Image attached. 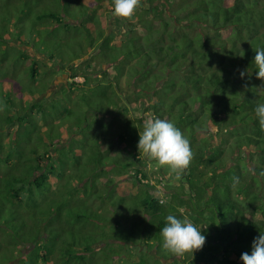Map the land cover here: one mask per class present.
Listing matches in <instances>:
<instances>
[{
	"label": "trees",
	"instance_id": "1",
	"mask_svg": "<svg viewBox=\"0 0 264 264\" xmlns=\"http://www.w3.org/2000/svg\"><path fill=\"white\" fill-rule=\"evenodd\" d=\"M47 1L34 10L35 21L49 23L48 34L58 25L74 34L78 46L85 37L97 45L89 42L90 56L84 52L88 57L83 64L74 62L79 56H73L65 60L67 65L56 67L70 74L64 88L66 104L57 124L41 121L37 127L33 118L46 108L37 106L36 100L57 101L38 97L59 72L51 67L53 54L45 56L34 46L43 29L36 23L11 44L19 51L12 60L20 74L0 79V102L10 105L1 119L5 127L0 124V264H86L88 241L98 250L97 243L107 238L140 253V243L130 240L136 232L133 226L124 230L116 221L111 228L118 232L113 231L110 239L102 232L108 221L97 219L101 206L94 211L78 201L87 188L100 200L124 195L127 179L136 186V194L124 197L135 194L137 200L131 201L136 216H126V221L137 217L143 226L152 222L157 234L169 214L197 227L207 225L201 228L206 238L199 250L179 257L164 255L166 264H242L241 254L250 253L253 239L264 233V131L254 113L256 104L264 103V84L254 64L255 50L264 47V0H139L131 18L113 17V0ZM77 4L86 7L82 21L75 19V9L71 11ZM26 14L20 11L19 16ZM103 16L112 23L111 31L102 27ZM11 27L9 22L4 29ZM42 74L50 80L45 91L28 90ZM79 75L81 83L74 81ZM73 99L78 108L71 107ZM23 110L25 116H20ZM76 111L83 116L67 123ZM111 114L122 118L121 128L120 119ZM154 116L172 121L192 151L169 204L146 184L144 170L152 161L137 150L138 133ZM23 124L31 129L20 132ZM115 124L119 136L112 131ZM30 131L38 136L32 139ZM20 134L25 146L20 145ZM213 141L217 145L211 148ZM65 175L72 180L69 186L60 180ZM181 186L187 197L179 191ZM116 205L127 204L122 199ZM82 209L83 215L76 214ZM88 210L96 221L87 224L100 234L87 233L84 242L80 218ZM18 226L22 235L15 232ZM137 231L142 238L147 232L143 227Z\"/></svg>",
	"mask_w": 264,
	"mask_h": 264
},
{
	"label": "rangeland",
	"instance_id": "2",
	"mask_svg": "<svg viewBox=\"0 0 264 264\" xmlns=\"http://www.w3.org/2000/svg\"><path fill=\"white\" fill-rule=\"evenodd\" d=\"M9 0H0V55L4 57V64L0 63V79H2V77H7L8 79H13L15 75H17V77L19 76V72L16 70L15 66V60L13 61L12 58H16L17 54L19 53V51L16 49V47H13L11 44H13L17 38L20 36L21 33H28V31L30 32L32 30V25L34 23H36L35 25L38 28H43L40 32V34L36 37L35 40V45L36 46V50H39V47H41L42 51L44 52L45 56L49 55V54H53V65L51 67L54 68V72H59V75L56 77H54L53 81L50 83L49 85V89L45 91L46 87L48 86L50 80L48 79L47 75H43L42 74V79L38 82V78H37V83L36 84H32L30 82V86L28 90H35L38 94H42L44 91L45 93L41 96L38 97V99L43 98L47 101L50 100H57L55 103L52 104H48L47 102H44L43 100H36V105L37 106H43L44 108H46V110H41L40 113V117H38L36 115L37 118H33L34 121H36V126L39 127L38 123H40L41 121H46L48 123H52V124H57L58 119H59V114L60 112L63 111L64 109V105L66 104V92L64 90V88H66L68 82H70V74L68 72L65 71V69L63 71L59 70L58 68L56 69V67H59V65H67L68 63L65 62L66 59H69L70 57L76 56L79 58H77L75 61H77V64L79 62H82L85 58H87L88 56L84 55V52L86 53V50L89 48V42L93 43L94 45H97V41L91 39V41L89 39H86L84 32H82L83 37H85L84 40H82L81 42V47L78 46L76 44V42L78 40H76V38H74V34L70 31H66L63 28H61L62 26H58V25H54V29L53 31L48 34V31L46 32V29H48L49 23H44V22H40L38 23L37 21H35V10L34 8H36L38 5L42 6L41 4H43V0H29L27 2V0H22V1H10ZM45 2L49 3V1L44 0ZM83 1V0H82ZM86 0H84L83 2H85ZM230 0H228L229 3ZM24 3H27V5L31 8L30 10L24 5ZM227 3V4H228ZM4 6V9L1 8V6ZM11 6V7H10ZM51 5L48 4V7H50ZM76 10L77 14L74 15L76 20L82 21L86 15V7H82L79 6V4H77V6L73 5V10ZM20 11L28 13V15L26 17H20ZM85 16V17H84ZM3 20H10L9 22H11V28H9L8 30L4 29V26L9 23V22H5ZM111 20V19H110ZM102 21V27L105 28V30L107 31H111L112 29V23L109 22V19L106 16H103L101 18ZM16 26H14V25ZM34 25V26H35ZM22 26H25L24 28ZM27 26V27H26ZM119 27V26H116ZM115 27V28H116ZM115 28H113V30L115 31ZM126 28V27H125ZM117 29V28H116ZM84 31V30H83ZM46 36H47V40H48V45L47 47L44 45V41H46ZM121 37V36H120ZM88 40V41H87ZM119 42V41H118ZM34 46H32V49L34 48ZM43 46V48H42ZM95 48V47H94ZM35 50V49H34ZM35 50V51H36ZM40 53V51H39ZM66 53H70L72 56L67 55ZM42 54V53H40ZM44 54H42L44 56ZM90 56V53H86ZM0 56V59H2L3 57ZM41 58L40 55H38L36 57ZM72 62V63H74ZM44 63V62H43ZM84 62H82L83 64ZM94 63H91V66ZM94 68L96 69L97 66ZM56 69V71H55ZM16 70V71H15ZM15 71V74H14ZM49 73V72H48ZM25 75V74H24ZM22 77V76H21ZM23 81L27 82V79H24L23 77ZM74 81L76 82H83V79L81 77V75L77 76ZM105 82V81H104ZM90 86H92L91 90H95L96 86L95 85H91L90 82H88ZM121 86L122 88H124V83L121 82ZM1 89V87H0ZM27 89V87H26ZM62 90V91H61ZM122 90V89H121ZM86 93H89L88 90H83ZM96 91V90H95ZM77 94V92H76ZM75 95V94H74ZM73 95V97H74ZM77 99H73V101L71 102L72 105L71 107H76L78 108L77 105H75L77 103ZM30 103H26V107H29ZM81 105L86 109V103L81 102ZM62 106L61 109L56 110L57 107ZM10 109V105L6 104L5 101L0 102V124H3L5 127V123L1 120L4 119L5 116L8 114V111ZM25 110H29L28 108H26ZM25 110H23L20 113V116H22V114L25 116ZM43 111V112H42ZM112 112H119V109L114 110ZM84 112L78 113L77 111L75 112V115L73 116L72 119L71 116H69L67 118V123H71L70 120H74L75 118H77L79 116V114L81 115V117L83 116ZM39 115V114H38ZM44 115V116H43ZM67 115V114H66ZM30 116V113L28 112V117ZM68 116V115H67ZM114 117L116 119H120V123H116L120 126L121 122H122V118L121 117H117L115 115H110V118ZM115 119V120H116ZM27 120V118H26ZM101 120L103 122H105L106 124L110 125V120L107 119L106 117H101ZM26 122V121H25ZM24 122V123H25ZM38 122V123H37ZM41 122V123H42ZM73 123V122H72ZM116 124L113 126L115 128L112 129V131L115 133V136H119V130L121 128H119V126ZM3 127V128H4ZM31 126L27 125V124H23L21 126L20 132L21 131H29V129ZM13 128V127H12ZM6 129H8V127H6ZM32 132V131H30ZM31 134V138L34 139L35 137H37L38 135H35V133H30ZM44 133H42L40 136H43ZM37 139V138H36ZM20 145L21 146H25V138L20 134ZM217 141H213L211 148H213V146L216 144ZM75 145V144H73ZM217 145V144H216ZM215 145V146H216ZM117 147L115 148V151H117ZM13 152V156L16 154V151L12 150ZM121 155V154H119ZM120 169L122 168V166H118ZM68 172L70 170L67 169ZM67 172V173H68ZM144 173L147 176V180H146V184H148V186L153 187V195L160 198L161 200L165 201L166 203H171V195H172V191L175 189L176 185L178 184V179L175 173H172L169 171V169L167 167H161L158 166L156 164L155 161H152L150 164H147ZM61 182L63 184H66L67 186H69V184L71 183L72 180H70L68 175H65L63 178L60 179ZM59 182V180H58ZM72 184V183H71ZM126 187H123V191L125 192V194H127L128 192L131 193H135V187L131 186V179H127L126 180ZM59 188H61L59 186ZM62 189V188H61ZM93 191V190H92ZM89 188H87V191H85L84 193H81L82 195L84 194L85 197H83L81 194L79 195L78 201L81 202V204H87L92 210L96 211L95 209L97 208V206H101V213L98 215L97 214V219L98 220H106L108 221V223H105V226L102 228V232L103 234L105 233V236H111L110 239H113V231L114 228H111V226H113V223H115L116 221H118L120 223L121 229H126V230H130L132 228V226L134 227V230H136V232H134L132 235V238H130L131 241H136L138 243H140L142 249L140 253L135 252L136 248H133L131 246H128L124 244V246L126 247V249H124L122 246H117L116 244H113L110 242L109 238H107V241L105 242H100L102 240L99 241V243H97L98 245V250L96 249L97 247H92V243L90 242V240L88 241V244L91 245V248L89 250H91L89 253L85 254V263L86 264H140L143 263L145 264V260L147 261L146 264H166L165 261H163V257L164 255L167 257H175V255H170L166 250H164L161 247V236L160 234H157L154 230V223L150 222V225L147 226H143L142 224H140L141 222H139V218L137 219V217H133L132 220L130 221H126L127 217H132V216H136V211H134V207H133V203H136L137 200V196H135V194H130V196L124 197L123 194H114V196H112L110 199H103L100 200L96 197H93V192H92ZM179 191L181 192V194H185V197H187V192L184 190V187L181 186L179 187ZM55 193H57V191H55ZM116 193V192H115ZM54 198H56V196H54ZM82 198V199H81ZM124 200L126 202V208L125 206H117L116 204L118 202H120L121 200ZM12 201V200H10ZM103 201V202H102ZM133 203H132V202ZM102 202V203H101ZM165 203V204H166ZM87 214H85V216H83L81 221L82 224H80V226L82 225V228H84V233H83V237H84V242L86 241V237H87V233L88 234H93V233H99L100 234V230H92L90 227L88 226L87 222L91 221L94 217L89 214L91 213L89 210L86 211ZM76 214H80L83 215V209L80 210V212H77ZM55 217H52V225H55L57 222V220L55 219ZM76 216L74 214V218L76 220ZM27 221V219H25ZM94 221H96V219H93ZM28 222V221H27ZM102 222V221H101ZM110 222V223H109ZM137 226H134V225ZM143 227V230H147L144 238L141 237L140 232L137 231V229ZM25 229V228H24ZM22 229L18 226L15 229V232L18 235H22ZM28 231V230H27ZM118 231H114V234L117 233ZM98 234V235H99ZM102 238H106L104 236H102ZM156 254V256H161V260L158 261H153L152 259H148L149 255H154ZM178 257H176L175 259L177 260ZM177 262H173L170 264H176ZM42 264V263H39ZM75 264H80V262H76Z\"/></svg>",
	"mask_w": 264,
	"mask_h": 264
},
{
	"label": "clouds",
	"instance_id": "3",
	"mask_svg": "<svg viewBox=\"0 0 264 264\" xmlns=\"http://www.w3.org/2000/svg\"><path fill=\"white\" fill-rule=\"evenodd\" d=\"M138 4L139 0H113L111 14L131 18ZM254 64L256 76L264 84V47L255 50ZM254 113L260 130L264 131V103L256 104ZM138 136L137 150L146 160L167 167L177 177L188 167L192 158L190 142L172 121L154 116L145 122ZM206 226L197 227L189 220L169 214L160 230L161 247L178 257L193 254L205 242L201 228ZM240 260L242 264H264V233L253 239L250 253H242Z\"/></svg>",
	"mask_w": 264,
	"mask_h": 264
},
{
	"label": "crops",
	"instance_id": "4",
	"mask_svg": "<svg viewBox=\"0 0 264 264\" xmlns=\"http://www.w3.org/2000/svg\"><path fill=\"white\" fill-rule=\"evenodd\" d=\"M29 52L31 53L30 49H29Z\"/></svg>",
	"mask_w": 264,
	"mask_h": 264
}]
</instances>
